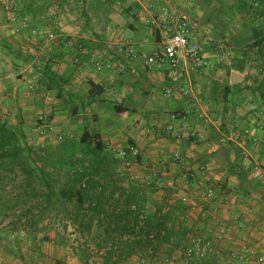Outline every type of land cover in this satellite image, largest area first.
Segmentation results:
<instances>
[{
  "label": "crops",
  "instance_id": "0c3cea01",
  "mask_svg": "<svg viewBox=\"0 0 264 264\" xmlns=\"http://www.w3.org/2000/svg\"><path fill=\"white\" fill-rule=\"evenodd\" d=\"M67 1L62 6L70 9ZM82 2L79 10L87 16L77 19L78 28L92 35L69 31L73 44L49 47V72L35 66L34 93H26L19 79H7L0 64L1 121L27 137L37 133L38 114H47L48 133L86 130L111 151L133 144L139 176L130 177L153 183L146 211L162 206L171 217L173 240L165 243L175 249L177 264H250L245 255L264 246V0ZM183 15L193 22L206 61L185 78L188 95L140 55L159 49L161 24ZM54 21L64 31L72 26L67 17ZM34 53L37 59L40 52ZM95 56L103 63L99 69ZM51 72L64 78L61 96L45 79ZM232 72L239 74L237 82ZM173 112L180 115L172 120ZM206 185L214 192L210 202L202 198ZM221 226L225 233L217 239ZM196 234L213 248L201 260H187L184 247Z\"/></svg>",
  "mask_w": 264,
  "mask_h": 264
},
{
  "label": "trees",
  "instance_id": "16d2710c",
  "mask_svg": "<svg viewBox=\"0 0 264 264\" xmlns=\"http://www.w3.org/2000/svg\"><path fill=\"white\" fill-rule=\"evenodd\" d=\"M30 9L29 4L26 11ZM51 74L45 79L61 96L64 78ZM260 83L264 85V77ZM121 162L86 130L78 140L67 136L54 145L34 146L0 120V214L19 211L16 220L34 229L45 218L63 223V228L69 222L78 233L82 255L92 244L103 249L102 264L154 254L172 238L171 217L162 206L146 211L153 183L129 179L125 184Z\"/></svg>",
  "mask_w": 264,
  "mask_h": 264
},
{
  "label": "rangeland",
  "instance_id": "374dc122",
  "mask_svg": "<svg viewBox=\"0 0 264 264\" xmlns=\"http://www.w3.org/2000/svg\"><path fill=\"white\" fill-rule=\"evenodd\" d=\"M81 1L83 4L86 2V0L67 1V5L70 6V9H67L62 6L64 0H56L54 4L58 8L54 10L51 7L53 4L51 0L49 2L47 0H0V44L2 45L0 47V64L3 65L0 66H2L4 74L8 75L7 79L13 81L19 79L27 88L25 89L26 93H34L35 66L46 69L47 60L45 58L51 52L48 48L54 45L68 44V42L73 44V35L68 34L69 31L73 33L81 31L86 36L92 35L91 30L84 27L78 28L77 19L85 20V16H87L85 11L79 10ZM29 4L32 9L28 12L26 8ZM69 11L71 12L69 13ZM65 17L72 24L66 31L62 29L64 24L60 25L59 22L56 24L54 21L58 18L63 20ZM50 33L56 36L55 39H49L48 34ZM35 49L40 52L37 59H35ZM95 58L100 57L95 56ZM71 59L73 61V58ZM8 62L10 66H5ZM92 64L95 66L94 60ZM31 87L33 88L31 89ZM36 121L39 125L37 133L28 131L27 137L24 135L26 141L34 146L54 145L67 136L78 140L80 135L75 134V130L73 132L60 130L48 133L44 129L49 124L47 114H38ZM117 149L119 148L112 151L116 157ZM121 164L118 168L119 173L124 177L125 184L129 179L151 183L149 178L130 177L135 174L139 176L138 169L132 165L122 167ZM18 214L19 211L9 212L7 215L0 214V264H67V262H69L68 264H102L103 249L98 251L92 244L90 253L82 255L80 252L81 241L77 238L78 233L74 231L69 222L63 228V223L45 218L38 224V229H34L23 225L24 222L17 221ZM58 234L63 235L64 239L59 238ZM25 241L27 242L23 243ZM167 243H164L163 249L157 253L134 254L124 264H177L179 257L177 258L176 254L171 253L174 248H171ZM182 259L184 260L185 257Z\"/></svg>",
  "mask_w": 264,
  "mask_h": 264
},
{
  "label": "built area",
  "instance_id": "2783aa9c",
  "mask_svg": "<svg viewBox=\"0 0 264 264\" xmlns=\"http://www.w3.org/2000/svg\"><path fill=\"white\" fill-rule=\"evenodd\" d=\"M194 24L185 15L176 17L175 20L163 22L161 29L164 31L162 44L159 49L151 53H140L143 58L144 65L147 67H157L166 70L171 82L177 85L176 88L183 95H188L190 90L185 82V78L193 71H196L206 65V61L201 54V43L197 35L193 32ZM50 40L55 39V35L48 34ZM68 44H70L68 42ZM120 50H125L128 54H134V49L121 45ZM94 63L96 68L102 67L101 58H95ZM174 87L166 88L168 94H173ZM179 113L173 112L170 118L173 120ZM167 130H172V123L167 127ZM138 150L133 144L124 148L117 149V157L122 160V167H129L135 161V156H138ZM173 158L178 159L179 153H174ZM201 174L204 172L201 170ZM213 188L209 185L205 186L202 191V198L205 202L212 200ZM182 202L188 203V197L182 196ZM225 233L224 227H218L216 238L221 239ZM213 248L212 241L205 237L196 234L192 236L190 242L184 247V252L187 258L192 260H201L206 257L208 251ZM245 260L250 264H264V246L256 251H251L245 255Z\"/></svg>",
  "mask_w": 264,
  "mask_h": 264
},
{
  "label": "water",
  "instance_id": "95a60500",
  "mask_svg": "<svg viewBox=\"0 0 264 264\" xmlns=\"http://www.w3.org/2000/svg\"><path fill=\"white\" fill-rule=\"evenodd\" d=\"M239 74H237L236 72H232L231 73V80L234 82H237L239 80Z\"/></svg>",
  "mask_w": 264,
  "mask_h": 264
}]
</instances>
